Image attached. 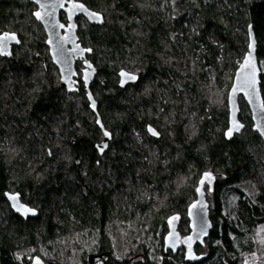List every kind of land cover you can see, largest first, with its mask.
Wrapping results in <instances>:
<instances>
[{"label": "trees", "instance_id": "trees-1", "mask_svg": "<svg viewBox=\"0 0 264 264\" xmlns=\"http://www.w3.org/2000/svg\"><path fill=\"white\" fill-rule=\"evenodd\" d=\"M77 1L104 18L102 26L82 21L77 32L92 50L91 92L112 136L103 156L95 149L103 133L83 83L78 93L61 87L33 5L0 0V29L21 42L11 58L0 56V253L13 264L21 255L25 264L46 258L45 252L57 261V253L72 250L109 252L124 264H188L183 248L164 252L166 219L180 214L179 232L189 233L188 206L201 175L212 172L213 229L196 245L205 259L194 264H245L253 252L264 264V143L242 98L245 128L224 138L228 91L247 52L250 25L263 64L264 101V0ZM220 50L234 72L218 103ZM211 65L213 82L205 71ZM121 71L138 81L120 88ZM148 126L159 138L149 136ZM12 190L30 198L40 216L24 222L13 214L5 199ZM113 207L123 212L110 226L114 238L96 239L104 228L98 212L113 216Z\"/></svg>", "mask_w": 264, "mask_h": 264}, {"label": "water", "instance_id": "water-1", "mask_svg": "<svg viewBox=\"0 0 264 264\" xmlns=\"http://www.w3.org/2000/svg\"><path fill=\"white\" fill-rule=\"evenodd\" d=\"M33 3L37 10L33 12L34 19L43 27L46 34V46L49 50L53 65L58 69L60 76V84L67 93H78L79 82L77 80L78 74L76 71V63L83 61V70L81 71V82L83 83L89 109L96 116V124L103 133L104 140L95 145V149L99 155L104 154L112 139L111 134L105 130L101 118L97 110V102L91 92V85L95 81L97 69L93 63L87 58L92 54L91 49L84 48L79 43L77 35L78 24L77 18L83 17L88 23L102 26L104 18L101 14L88 9L83 3L76 0H29ZM83 4L87 11H79L74 9L73 5ZM63 5V6H61ZM39 12L38 18L35 13ZM64 12L67 18V24L60 20L61 13ZM89 13H96L97 17L93 18ZM63 25V26H62ZM7 37V39H5ZM0 56L3 58H11L14 46H20L21 42L16 33L3 32L0 33ZM257 42L253 32L252 26L248 27V47L242 61L235 71L232 85L228 91L227 105H228V127L224 132L226 141H230L235 135H239L244 130L245 126L240 121V98L247 104L251 113L253 123L252 130L259 134L264 143V101L260 90V76L261 69L257 58ZM129 77H134L130 79ZM138 75L127 73L125 71L119 72L120 88H124L128 84L136 83ZM149 136H153L149 132ZM155 130V129H154ZM156 131V130H155ZM108 132L110 135L105 136ZM157 132V131H156ZM230 133V135H229ZM72 144H76L73 140ZM107 144L103 151L99 146ZM77 165L79 160L75 157ZM217 175L212 172H205L201 175L196 187V199L188 206L187 219L189 222V233L181 235L179 226L181 223V215L173 214L166 219L167 233L164 237V252H171L176 255L180 249H184V261L188 264L200 263L205 259V255H199L195 251L196 245L203 246L205 239L209 237L213 229V224L210 220V206L206 197V187L208 192L212 193L216 184ZM17 197L13 200L12 197ZM5 198L8 201L12 211L23 219L36 218L39 212L29 206L23 204L20 200L19 194H11L5 192ZM21 210L18 211L17 209ZM24 209H30L25 213ZM190 238V239H189ZM189 243L191 248L188 247ZM106 256L109 252L105 253ZM103 256H88V264L99 262ZM104 260V259H103ZM2 264H12L9 258H4ZM32 264H44L39 258H34ZM54 264V263H53Z\"/></svg>", "mask_w": 264, "mask_h": 264}, {"label": "flooded vegetation", "instance_id": "flooded-vegetation-1", "mask_svg": "<svg viewBox=\"0 0 264 264\" xmlns=\"http://www.w3.org/2000/svg\"><path fill=\"white\" fill-rule=\"evenodd\" d=\"M29 1V0H28ZM77 1V0H76ZM30 2V1H29ZM79 2V1H78ZM31 3V2H30ZM32 5H33V7H34V9H33V11H32V16H33V12L34 11H36L37 10V7L33 4V3H31ZM34 18V17H33ZM35 20V19H34ZM60 20H61V22L62 23H64V24H67V18H66V14L64 13V12H62L61 13V15H60ZM36 21V20H35ZM82 21H86L83 17H79V18H77V24H78V29H79V25H80V23H82ZM37 22V21H36ZM38 23V22H37ZM39 24V23H38ZM40 25V24H39ZM41 26V25H40ZM42 27V26H41ZM42 29H43V27H42ZM43 31H44V29H43ZM3 32H8V31H3L2 29H0V33H3ZM78 32V31H77ZM10 33H14V32H10ZM44 33H45V31H44ZM45 45H46V34H45ZM17 46H14L13 47V51H12V55H13V52H14V50H15V48H16ZM47 47V46H46ZM49 51V50H48ZM87 58H88V56H87ZM78 68V69H77ZM83 70V61H78L77 63H76V71H77V74H78V78H77V80H78V82H79V84H80V81H81V71ZM80 80V81H79ZM104 154H102V155H99V156H103ZM75 160V159H74ZM77 167V166H76ZM80 175V174H79ZM80 180H81V182L83 181L82 180V178L80 177ZM72 183H74V184H77V180H75L74 178H73V180H72ZM82 184H83V182H82ZM206 189V193L208 194V193H210V192H208V189H207V187L205 188ZM9 193H11V194H19L20 195V200H21V202L23 203V204H25V205H27V206H29L30 208H32V209H35V210H37L38 212H39V215H38V217L40 216V209L38 208V207H36L35 206V204H34V202L29 198H27V197H25V194L23 193V192H19V191H16V190H12V191H10ZM207 194H206V197H207ZM208 198V197H207ZM6 199V198H5ZM208 201V200H207ZM6 202H7V204H8V206H9V209L12 211V209H11V207H10V205H9V203H8V201L6 200ZM108 204V208H110V203H107ZM12 213L13 214H15L13 211H12ZM122 214H123V212L121 211V212H119L118 214H117V212H116V209H115V207H113V216L112 215H107L105 218H103V214L101 213V212H98V215L100 216V218L103 220L102 221V224L104 225V228H102V229H100V230H97V232L98 231H101L102 232V235H98L97 237H95L96 239H109V238H114V237H111V233H110V231H112V229L110 228V226H111V224L113 223H115V220H116V218L118 217V220H119V223H120V218H122L123 216H122ZM18 218H20L21 220H23L24 222H28L29 220H33V219H36V218H38V217H36V218H30V217H28L26 220L25 219H23V218H21L19 215H17V214H15ZM115 215H116V217H115ZM96 231V230H95ZM94 231V234H96V232ZM93 234V235H94ZM96 236V235H95ZM90 238H92V237H90ZM93 240V239H92ZM106 252H98V251H91V252H87L86 254H83L82 253V255L80 256L81 257V260H80V262H79V264H88V261H87V258H88V256H91V255H94V256H103V258H101V260L99 261V262H96V263H93V264H124V260H122V258H118L117 260H113V258H111V256H110V253L106 256V254H105ZM1 254V262L3 261V259L4 258H9L7 255H2V253H0ZM45 255H46V258H44V257H39V256H33V257H31V260H30V263L29 264H32V261H33V259L34 258H39L44 264H66L67 263V260H68V257L69 256H65V255H63V254H56V258H58L57 259V261L56 260H52L50 257H47L48 256V254L49 253H47V252H45L44 253ZM104 259V260H103ZM12 263V262H11ZM13 264V263H12ZM20 264H25L24 262L22 263H20ZM73 264H76V262L75 263H73Z\"/></svg>", "mask_w": 264, "mask_h": 264}, {"label": "rangeland", "instance_id": "rangeland-1", "mask_svg": "<svg viewBox=\"0 0 264 264\" xmlns=\"http://www.w3.org/2000/svg\"><path fill=\"white\" fill-rule=\"evenodd\" d=\"M227 58H228V54L227 53H224V52H222L221 50H220V52H219V54H218V57H217V62H218V64L220 65V66H222V73L224 74L223 76H222V78H221V82H222V84L221 85H219V88H220V86H223L221 89H219V90H217V96H215V98H216V102H220V100L223 98V91L225 90V88H226V77L228 76V72L230 73H233L234 72V67H233V69H232V63H231V61L229 60L228 61V63H227ZM239 60L237 61V64L239 65ZM260 66L261 67H263V64L262 63H260ZM205 71L207 72V77H208V80L210 81V82H213L214 81V76H213V73H212V65L211 66H207L206 68H205ZM218 87V86H217ZM241 101V100H240ZM207 196H208V194H207ZM252 244V246H255V243L254 242H252L251 243ZM253 253H255L256 255H257V258H256V264L258 263V262H260L261 261V256H260V254L258 253V252H253ZM82 255V252H78V251H76V250H72V252H71V254H70V256L68 257V260H67V263L66 264H73V263H75L76 262V264H79V262H80V260H81V256ZM118 257H121V256H118ZM24 257H23V255H21V256H19L18 258H16L15 260H14V262H16L17 264H20L21 262L23 263V259Z\"/></svg>", "mask_w": 264, "mask_h": 264}, {"label": "snow or ice", "instance_id": "snow-or-ice-1", "mask_svg": "<svg viewBox=\"0 0 264 264\" xmlns=\"http://www.w3.org/2000/svg\"><path fill=\"white\" fill-rule=\"evenodd\" d=\"M61 6H63V5H61ZM73 7H74V9L79 10V11H82V12L87 11V9H85V7L83 6V4L73 5ZM35 15H36L38 18L40 17V13H39V12L35 13ZM89 15H90L91 17H93V18H96V17H97V14H96V13H89ZM62 26H63V25H62ZM5 39H7V37H5ZM0 43H2V42H0ZM129 78H130V79H134V77H129ZM149 132H150L153 136H158V135H159V133L156 132V131H155L154 129H152V128H149ZM104 135H105V136H109L110 134H109L108 132H105ZM229 135H230V133H229ZM99 147H100V150L103 151V148H106V147H107V144H104V145L99 146ZM12 199H13V200H16L17 197L13 196ZM17 210L20 211L21 209L18 208ZM24 211H25V213H27L28 211H30V209H24ZM189 239H190V238H189ZM188 247L191 248V244H190V243H189Z\"/></svg>", "mask_w": 264, "mask_h": 264}, {"label": "built area", "instance_id": "built-area-1", "mask_svg": "<svg viewBox=\"0 0 264 264\" xmlns=\"http://www.w3.org/2000/svg\"><path fill=\"white\" fill-rule=\"evenodd\" d=\"M257 255L255 253H248L245 255V264H256Z\"/></svg>", "mask_w": 264, "mask_h": 264}]
</instances>
